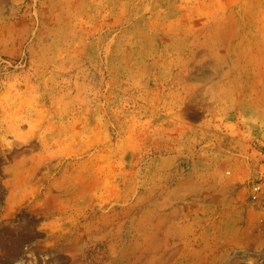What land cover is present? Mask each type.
<instances>
[{"label":"rangeland","instance_id":"1","mask_svg":"<svg viewBox=\"0 0 264 264\" xmlns=\"http://www.w3.org/2000/svg\"><path fill=\"white\" fill-rule=\"evenodd\" d=\"M0 264H264V0H0Z\"/></svg>","mask_w":264,"mask_h":264}]
</instances>
